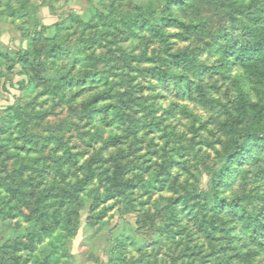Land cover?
Listing matches in <instances>:
<instances>
[{
	"label": "rangeland",
	"instance_id": "374dc122",
	"mask_svg": "<svg viewBox=\"0 0 264 264\" xmlns=\"http://www.w3.org/2000/svg\"><path fill=\"white\" fill-rule=\"evenodd\" d=\"M166 4L0 0V264H264L259 236L198 197L218 185L228 124L246 125L235 109L240 71L207 45L252 20L231 0H195L182 17L200 27L168 40L120 23L136 5L159 15ZM179 51L208 67L188 72L192 97L174 76ZM58 73L78 85L53 92ZM262 167L243 166L225 195L259 207Z\"/></svg>",
	"mask_w": 264,
	"mask_h": 264
},
{
	"label": "trees",
	"instance_id": "16d2710c",
	"mask_svg": "<svg viewBox=\"0 0 264 264\" xmlns=\"http://www.w3.org/2000/svg\"><path fill=\"white\" fill-rule=\"evenodd\" d=\"M231 1L234 6L241 7L245 14L249 15L252 22L248 25L241 24L242 32L225 33L223 36H219L220 38L218 37V41L214 40L208 43L207 46L211 53L216 52L219 55L224 65L229 66V68H237L240 71L239 75L235 77V84L238 89L235 109L237 117L241 118L239 123L246 125L238 128L232 123L228 124L229 137L224 143L226 164L218 173V185L215 186L212 194L203 192V195H198V197L204 202L207 201L204 206H209L214 215L229 214L231 216L229 220L235 226L242 221L247 231V236L251 234L253 239L259 236V242L261 243L264 242V203H261L259 207L256 204L253 205L254 208L251 212L235 197L233 199L227 197L225 190L231 183H236L241 168L245 165L253 167L262 165L260 175L264 178V103L254 101L251 98L250 90L246 89L251 83L252 90L259 94H264V15L261 13L255 14L256 10L261 12L264 11V8L260 6L262 1L259 0L250 1L246 7L242 5L244 0ZM194 7L195 0H167L166 8L157 15L156 10L151 11L148 8L145 9L144 5H136L132 11L130 10L133 16L124 17V20L120 23L123 24V28L128 26L135 35H138L139 31L149 30L154 37L168 40L174 34L172 29L194 31L200 27L199 24L187 22L182 17L183 13L185 14ZM74 17L78 21L81 20L77 15ZM48 40L52 39L48 38ZM50 52L55 55L57 52L62 53L63 51L60 47L57 49L52 46ZM171 61L175 69L183 71L181 75H174L179 78V84L181 83L185 86L181 87L179 93L185 97H192L193 88L198 83H195L190 78L188 72L193 71L197 74H202L208 67L203 65L197 57L181 51L172 53ZM150 70L154 79L160 82L167 81L169 74L165 69L153 67ZM59 72L62 73L61 70ZM58 74L57 80L59 82L55 83V87L52 89L53 92H56L57 89L64 90L65 88L78 85V81L75 78L67 79L65 74ZM171 74L173 76L175 71ZM91 79L94 80L93 77ZM96 98L99 97L96 96ZM70 155L74 156L75 161H77L78 154ZM236 162L238 163L237 166L234 164ZM107 192L108 190L106 194ZM112 197L113 195L107 196L106 199ZM12 209L10 208L9 210L12 211ZM2 212V209H0V214ZM171 213H175V211L172 209ZM212 226L214 228L208 226L205 227V230L208 235L214 237L218 225L214 224ZM42 228L49 231V233L54 230L53 227ZM260 246L264 247V245ZM230 247V245H226L225 250H229ZM16 250L18 249H13L12 253H15ZM5 253L8 254L7 248H5ZM227 256L230 258L228 253ZM1 262H3V259H0Z\"/></svg>",
	"mask_w": 264,
	"mask_h": 264
}]
</instances>
